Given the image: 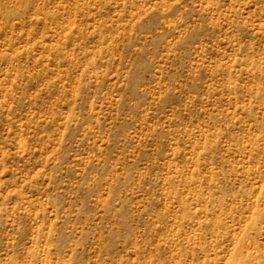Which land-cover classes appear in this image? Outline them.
Returning <instances> with one entry per match:
<instances>
[{
	"label": "rangeland",
	"instance_id": "374dc122",
	"mask_svg": "<svg viewBox=\"0 0 264 264\" xmlns=\"http://www.w3.org/2000/svg\"><path fill=\"white\" fill-rule=\"evenodd\" d=\"M0 264H264V0H0Z\"/></svg>",
	"mask_w": 264,
	"mask_h": 264
}]
</instances>
